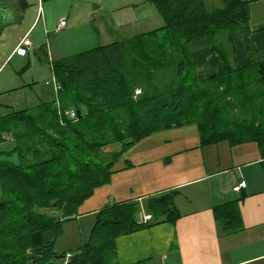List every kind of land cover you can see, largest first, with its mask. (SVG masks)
Instances as JSON below:
<instances>
[{"label":"trees","instance_id":"1","mask_svg":"<svg viewBox=\"0 0 264 264\" xmlns=\"http://www.w3.org/2000/svg\"><path fill=\"white\" fill-rule=\"evenodd\" d=\"M148 1L162 26L50 60L53 85H60L56 99L0 113V144L13 143L0 149V264H55L56 255L65 264L68 253L66 264H105L103 254L119 236L175 222L179 213L168 194L147 199L151 221L140 220L139 202H121L96 213L84 243L56 249L66 224L110 181L124 152L154 132L195 124L202 144L255 141L264 155V53L249 39V1L223 0L212 10L204 0ZM27 5L0 0V34ZM239 38L252 58L248 65L236 58ZM200 47L217 54L215 75L199 78L192 54ZM72 109L81 110L76 120L64 112ZM115 142L121 151H105ZM222 207L216 217L224 230L240 229L238 211Z\"/></svg>","mask_w":264,"mask_h":264},{"label":"crops","instance_id":"2","mask_svg":"<svg viewBox=\"0 0 264 264\" xmlns=\"http://www.w3.org/2000/svg\"><path fill=\"white\" fill-rule=\"evenodd\" d=\"M246 1L250 9L249 39L257 52L264 53V0ZM204 3L207 8V0ZM42 8L44 11V4ZM103 18L99 15L96 24L108 28ZM61 19L66 20V25L60 30L57 25L55 32L90 31L86 27L90 25V16L83 17V23L72 13ZM36 27L22 37L33 34ZM108 37L106 40L121 39ZM17 45L3 64L17 53ZM235 45L238 62L250 64L252 58L243 39H237ZM192 55L199 78L217 73L219 58L209 47L197 48ZM104 149L121 151L122 144L111 143ZM241 182L246 186L235 191L234 187ZM160 194H168L177 209L179 216L175 222L160 218L164 221L119 236L116 247L104 252L105 264H264V155L257 142L232 144L223 140L202 144L195 124L154 132L124 152L112 168L110 181L95 189L69 222L86 221L92 229L97 212L127 201L139 202L140 220H144V216L151 215L146 209L147 199ZM226 204L233 205L239 213L241 228L237 231L226 232L216 217V209ZM67 233L65 227L63 237ZM70 248L74 247L66 245L59 252Z\"/></svg>","mask_w":264,"mask_h":264},{"label":"rangeland","instance_id":"3","mask_svg":"<svg viewBox=\"0 0 264 264\" xmlns=\"http://www.w3.org/2000/svg\"><path fill=\"white\" fill-rule=\"evenodd\" d=\"M26 1L28 5L21 19L13 23L15 16H12L0 34V113L2 114L22 108H33L41 102L56 99L57 93L52 81L53 71L50 60L61 59L115 41L106 40L109 33L111 36L122 39L164 24V19L156 5L148 0ZM43 4L44 11L40 15L39 6ZM220 6H223L222 0H207L209 10ZM89 11H91L90 14H88ZM70 13L74 14L80 23L84 22L83 17L90 16V25H86L90 31L83 29L72 34L55 32L61 17L67 18ZM99 15L104 16L103 21L108 28L96 24L99 21ZM35 27L34 33L28 36L35 45L30 46L24 53L17 52L11 55L3 64L7 55L17 43L19 44V39L27 30L31 32ZM225 37L226 32L220 33L218 41L224 40ZM43 51L48 52L49 60L42 55ZM26 64L29 67L23 69ZM12 145L11 141H6L0 144V149L9 150ZM1 195L0 184V197ZM65 227L68 233L66 237L57 241L56 249L58 250L66 245L76 247L84 243L91 229L86 221L68 222ZM55 264H62V258L57 259Z\"/></svg>","mask_w":264,"mask_h":264},{"label":"built area","instance_id":"4","mask_svg":"<svg viewBox=\"0 0 264 264\" xmlns=\"http://www.w3.org/2000/svg\"><path fill=\"white\" fill-rule=\"evenodd\" d=\"M39 13H40V15L43 14V8H42L41 5L39 6ZM65 25H66V20H65V19H61V20L59 21V24H58L57 30H60V29L63 28ZM28 36H29V34H27L26 36H24V38H22V39L20 40L19 44L17 45V48L15 49L16 52H23V53H24V51H26V49H28L30 46H32V42H31V40L28 38ZM54 82H55V83H54V85H55L54 87H55L56 91H58V90L60 89V85H59L56 81H54ZM135 93H136V95L139 94V93H140V90L137 89V90L135 91ZM64 112H65V114H66L67 116H69V117L72 118V119H75V120H76L77 117H78V115H77V111H76V110H73V109H72V110H65ZM245 186H246L245 182H241L238 186L234 187V190H235V191H239L241 188H243V187H245ZM151 218H152V216H151L150 214H148V215L144 216V220H143V221H148V220H150ZM70 257H71V253H68V254L66 255V257H65V260H64V263H65V264L68 263Z\"/></svg>","mask_w":264,"mask_h":264},{"label":"water","instance_id":"5","mask_svg":"<svg viewBox=\"0 0 264 264\" xmlns=\"http://www.w3.org/2000/svg\"><path fill=\"white\" fill-rule=\"evenodd\" d=\"M77 115H78V117L81 116V110L80 109L77 110ZM30 257H32V256H30ZM62 257H63V255H56V258H62Z\"/></svg>","mask_w":264,"mask_h":264}]
</instances>
